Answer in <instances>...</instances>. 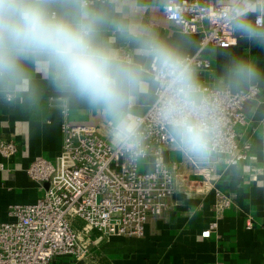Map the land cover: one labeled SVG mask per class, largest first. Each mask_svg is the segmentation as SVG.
I'll return each instance as SVG.
<instances>
[{"label": "crops", "instance_id": "obj_1", "mask_svg": "<svg viewBox=\"0 0 264 264\" xmlns=\"http://www.w3.org/2000/svg\"><path fill=\"white\" fill-rule=\"evenodd\" d=\"M201 2L205 0H199ZM218 4H233L236 0H214ZM255 0H244L236 12L256 32L249 37L236 30L238 44L232 48L211 46L202 57L209 60L211 70L200 75L202 85L228 89L233 93L260 89L258 98L245 104L249 121L239 128L240 145L250 146L248 159L235 166L223 160L215 165L217 181H213L232 200V206L221 217L213 207L215 193L203 186V171L195 172L184 164V154L174 149L165 154L170 163L178 164L183 175L194 181L190 195L176 194L168 201V209L160 217H151L142 238H106L72 218L80 242L89 248L91 256L69 264H264V25L256 27L258 15ZM168 0H96L109 12H127L131 6L139 10L134 17L151 26L168 42L176 45L185 56L195 55L200 49L201 34L189 35L164 17ZM99 39L113 41L121 53L133 54L134 46L110 27L102 29ZM237 62L250 64L256 74L248 80L232 79L229 69ZM23 84L19 88L0 90V139L18 146L11 159L0 156V223L14 219L8 214L13 205H31L44 196L48 184L32 181L27 169L38 160L54 161L61 153L62 124L93 127L97 134L112 145L109 126L103 115L74 94L59 90L52 80V69L42 61L23 63ZM145 91L136 96L133 112L143 117L156 101L157 86L146 74ZM67 111V115L63 112ZM113 146V145H112ZM206 169L213 158L198 159ZM216 161V159H214ZM142 171H151L153 162L142 160ZM217 228L209 239L202 232L213 223Z\"/></svg>", "mask_w": 264, "mask_h": 264}, {"label": "built area", "instance_id": "obj_2", "mask_svg": "<svg viewBox=\"0 0 264 264\" xmlns=\"http://www.w3.org/2000/svg\"><path fill=\"white\" fill-rule=\"evenodd\" d=\"M218 4L214 0H168L164 7L166 20L178 25L189 35L201 34L200 49L186 56L197 77L211 70V63L202 57L211 46L232 48L238 44L235 29L225 16L236 12L238 5ZM258 15L255 25H264V0H255ZM122 54H130L128 51ZM150 71V70H149ZM220 94L222 131L218 147L212 153L208 168L194 157L184 154V164L202 173V185L215 193L213 211L221 217L232 206V200L215 186V165L223 160L235 166L248 159L250 146L240 145L239 128L249 125L244 106L255 101L260 89L233 93L203 85ZM159 90L156 101L143 117L144 155L131 158L105 142L93 127L62 124L63 144L54 161L38 159L27 169L28 177L48 184L44 196L31 205H13L8 214L14 220L0 223V264H69L91 256L83 245L69 217L81 220L90 229L106 238H142L151 217H160L176 194L196 191L194 181L181 172L178 164L166 160L165 154L178 149L168 128L157 119ZM67 115V111L63 112ZM179 150V149H178ZM18 152L12 141L0 139V156L11 159ZM216 159V161H214ZM151 160V171L139 172L140 161ZM0 169H4L1 166ZM217 228L213 222L202 232L209 239Z\"/></svg>", "mask_w": 264, "mask_h": 264}, {"label": "clouds", "instance_id": "obj_3", "mask_svg": "<svg viewBox=\"0 0 264 264\" xmlns=\"http://www.w3.org/2000/svg\"><path fill=\"white\" fill-rule=\"evenodd\" d=\"M138 12L133 5L113 14L96 0H0V90L22 86L25 61H42L52 69L54 85L103 115L112 145L135 159L145 147L142 121L132 109L148 74L159 90L157 119L175 146L206 159L221 138L220 94L202 85L178 46L135 19ZM245 15L239 11L224 18L235 30L256 36ZM105 27L133 45V54L101 41ZM229 74L248 80L256 69L237 62Z\"/></svg>", "mask_w": 264, "mask_h": 264}, {"label": "rangeland", "instance_id": "obj_4", "mask_svg": "<svg viewBox=\"0 0 264 264\" xmlns=\"http://www.w3.org/2000/svg\"><path fill=\"white\" fill-rule=\"evenodd\" d=\"M142 171V169H141V167H139V172H141ZM73 217H69V220L71 221V219H72Z\"/></svg>", "mask_w": 264, "mask_h": 264}]
</instances>
